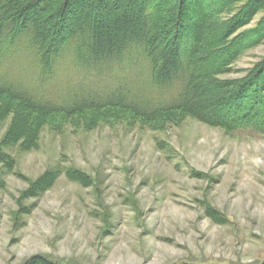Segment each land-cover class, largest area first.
Here are the masks:
<instances>
[{
	"label": "rangeland",
	"instance_id": "374dc122",
	"mask_svg": "<svg viewBox=\"0 0 264 264\" xmlns=\"http://www.w3.org/2000/svg\"><path fill=\"white\" fill-rule=\"evenodd\" d=\"M24 46L0 65L51 101L118 85L152 99L146 73L128 62L85 68L66 59L44 79ZM263 57L264 41L220 79L242 77ZM11 129L12 117H0V157L14 160L13 171L0 164V264L35 256L54 264L264 262V134L188 115L156 127L72 118L43 127L37 147L23 150L22 140L6 145ZM56 172L49 190L31 189Z\"/></svg>",
	"mask_w": 264,
	"mask_h": 264
},
{
	"label": "trees",
	"instance_id": "16d2710c",
	"mask_svg": "<svg viewBox=\"0 0 264 264\" xmlns=\"http://www.w3.org/2000/svg\"><path fill=\"white\" fill-rule=\"evenodd\" d=\"M261 13L258 25L243 31ZM263 41L264 0H0V61L6 66L21 43L44 79L66 59L85 68L128 62L146 73L152 98L118 85L54 102L0 65V117L11 116L18 129L5 143L22 140L21 149L32 150L43 127L72 118L89 126L127 121L156 127L188 115L229 132L264 134V57L242 77L220 79ZM1 163L13 171V159L0 157ZM57 176H43L31 189L46 192ZM25 264L54 263L35 256Z\"/></svg>",
	"mask_w": 264,
	"mask_h": 264
}]
</instances>
